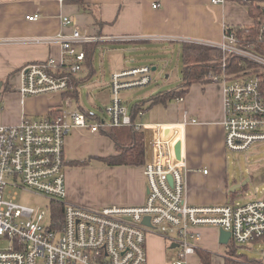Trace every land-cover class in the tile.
Masks as SVG:
<instances>
[{
	"label": "built area",
	"instance_id": "built-area-1",
	"mask_svg": "<svg viewBox=\"0 0 264 264\" xmlns=\"http://www.w3.org/2000/svg\"><path fill=\"white\" fill-rule=\"evenodd\" d=\"M212 4L225 0H211ZM36 16H29L33 20ZM63 24L73 25L70 35L59 33L36 42L57 43L63 59L33 62L21 69L22 96L64 93L70 89L67 76L57 71L68 66L79 73L86 61L82 45L97 37L82 33L71 17ZM264 40V21L260 29ZM225 55L239 54L264 66V53L239 46L233 33L225 31L216 44ZM212 76L224 87L225 143L229 151H247L264 141V92L258 74L232 76L225 71ZM67 69V68H66ZM63 70V69H61ZM149 65L113 74L114 95L106 107L105 119H92L81 110H61L43 117H25L17 125H0V264H149L147 238L163 237L175 245V259L167 264H190L202 241L204 227L230 233V240L250 243L264 239V197L244 204H189L186 200L187 166L177 158L176 145L182 127L166 123L140 124L119 97L120 91L151 83ZM144 115L140 111L139 116ZM183 124H187V121ZM133 126L144 134L147 196L142 205L131 207H87L64 205L62 217L52 216L43 225L47 212L17 201L13 186L43 194L50 201H63L67 195L65 177V138L73 128L98 132L102 128ZM207 172V170H205ZM11 193V192H10ZM52 209V208H51ZM149 217L150 224L144 220ZM9 241V246L1 243ZM264 263V260H263Z\"/></svg>",
	"mask_w": 264,
	"mask_h": 264
},
{
	"label": "crops",
	"instance_id": "crops-1",
	"mask_svg": "<svg viewBox=\"0 0 264 264\" xmlns=\"http://www.w3.org/2000/svg\"><path fill=\"white\" fill-rule=\"evenodd\" d=\"M246 1L264 6V0H225L216 5L211 0H0V125H17L25 117H43L61 110L84 111L79 109V86L76 95L65 92L24 98L20 92L24 66L50 58L58 62L63 59L59 44L36 42L59 33L70 35L73 25L63 24V17H71L82 33L97 37L90 42L95 43L91 44L94 48L90 58L77 73L79 79H91L96 73L94 55L100 46L131 44L147 49L157 45L163 49L167 44H177L182 56L186 41L219 44L226 27L255 24L243 4ZM29 16L36 17L30 20ZM123 70L126 69L115 67L112 76ZM224 87L217 80L194 83L183 97L157 103L137 119L140 124L182 127L186 200L192 205L235 203L238 196V189L231 191L239 182L230 170V153L225 143ZM84 112L92 119L107 117ZM108 130L73 128L66 136L64 205L131 207L145 202V152L141 164L109 163L121 151ZM201 231L202 244L214 245L219 240L220 229L204 227ZM158 236L150 234L147 238L149 264H167L165 239Z\"/></svg>",
	"mask_w": 264,
	"mask_h": 264
},
{
	"label": "rangeland",
	"instance_id": "rangeland-1",
	"mask_svg": "<svg viewBox=\"0 0 264 264\" xmlns=\"http://www.w3.org/2000/svg\"><path fill=\"white\" fill-rule=\"evenodd\" d=\"M140 48L144 47H134L131 44H124L115 48L113 46H100L94 55L96 73L91 79H86L78 87L79 109L102 116L103 114L107 115L106 107L111 104L114 97L110 82L115 67L120 69H131L145 65H149L152 68L156 67L151 73V83L120 91L119 97L128 106L130 111L138 100L161 90H172L179 85L182 80L183 60L181 49L177 44H167L166 48L163 49L157 47V45L147 49ZM260 71L264 72V66H260ZM140 118L137 119L140 120ZM137 119L136 122L139 123ZM229 153L230 170L233 173L234 179L239 183L246 182L244 187H240L237 190L238 196L235 199V204H244L263 198L264 141L254 143L247 151H229ZM5 192L7 198L12 197V194L14 195L15 192H18L16 196L18 202L35 206L39 211L45 210L47 212L43 225H48L51 222L53 215L49 197L13 186H8ZM218 234L220 235V233ZM164 241V261L168 263L175 259L177 252L176 249L170 248L166 240ZM203 244L200 242L199 247L212 253V264H225L226 257L264 260V239L250 243L235 242L231 239L229 243H221L218 240L214 245ZM1 245L3 248L7 247L9 246V241L6 240ZM37 263L42 264V260L39 259ZM190 264H200L197 254L190 258Z\"/></svg>",
	"mask_w": 264,
	"mask_h": 264
},
{
	"label": "trees",
	"instance_id": "trees-1",
	"mask_svg": "<svg viewBox=\"0 0 264 264\" xmlns=\"http://www.w3.org/2000/svg\"><path fill=\"white\" fill-rule=\"evenodd\" d=\"M82 2L83 0H79ZM249 9L256 22L253 26H228L226 32L233 33L240 47L252 49L259 53H264V40H261L260 29L264 21V6L261 3L253 1L243 2ZM89 7V6H88ZM90 44V45H88ZM85 44L86 60L90 58L92 49L91 44ZM225 58V71L232 76L255 75L258 74L261 79V85L264 92V72L260 71V66L255 61L243 57L239 54L225 55L223 50L216 45H208L198 42L186 41L182 45V82L172 90H161L150 97L137 101L132 109L131 115L134 121L139 117L140 111H146L157 103H165L168 100L183 97L189 87L194 83L211 82L212 76L222 73ZM85 61V62H87ZM67 68V69H66ZM68 66L63 64V70L58 69L60 76H67L70 83V89L66 91L70 95H76L77 87L86 79H79L77 74L68 70ZM65 93V92H64ZM54 112H59L55 110ZM109 135L116 140L121 154L111 159L110 162L117 164H141L144 161V135L143 132L133 126L108 127ZM123 137L128 140L125 141ZM52 215L55 219L62 217L64 212V203L61 201H51ZM200 264H212V253L208 250L198 248ZM225 264H264L261 260H249L243 257L225 258Z\"/></svg>",
	"mask_w": 264,
	"mask_h": 264
},
{
	"label": "water",
	"instance_id": "water-1",
	"mask_svg": "<svg viewBox=\"0 0 264 264\" xmlns=\"http://www.w3.org/2000/svg\"><path fill=\"white\" fill-rule=\"evenodd\" d=\"M155 69V67L153 68ZM176 154H177V158L178 159H182V142L179 141L176 145ZM246 184V182H243V183H237L235 184L232 188H231V191H235L237 189H239L241 186H244ZM144 223L145 224H150V221H149V217H147L145 220H144ZM230 233L223 230V229H220V235H219V240L221 243H229L230 241ZM175 245H171V248H174Z\"/></svg>",
	"mask_w": 264,
	"mask_h": 264
}]
</instances>
